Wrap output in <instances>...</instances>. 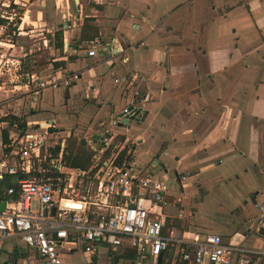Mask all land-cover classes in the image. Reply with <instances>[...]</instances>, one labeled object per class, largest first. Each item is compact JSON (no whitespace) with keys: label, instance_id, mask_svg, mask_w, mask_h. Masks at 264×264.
<instances>
[{"label":"crops","instance_id":"obj_1","mask_svg":"<svg viewBox=\"0 0 264 264\" xmlns=\"http://www.w3.org/2000/svg\"><path fill=\"white\" fill-rule=\"evenodd\" d=\"M17 1L25 7L24 22L29 11L33 30L61 28L55 33L56 44L55 34L49 36V45L43 43L47 58L40 60L48 67L55 62L60 65L49 73L42 69L39 77L79 73L77 81L58 88L66 90V97H70L69 87L73 96L83 91V99L77 102L87 111L84 122L88 118L91 125L82 142L91 150L88 139L94 126L107 120L118 100L125 102L126 85L115 79L130 81L137 74V84L149 89L150 100L142 121L145 130L133 135L137 139L133 138L131 152L139 165L153 168L169 184V200L174 202L165 208L166 224L185 238L197 231L216 233L226 243L260 247L264 236L259 233L258 210L254 207L256 221L244 216L249 210L245 193L228 185L233 192L218 206L221 213L212 214L202 224L194 213L203 202L188 193L194 186L204 192L215 180H238L241 170H251L258 181L264 177V0ZM95 39L101 41L102 49L89 57L85 45ZM108 56L109 64L104 65ZM46 89H37V97L42 99ZM53 120L58 135L68 138L70 132ZM24 122L31 124L28 119ZM158 141L170 145L171 152H162L170 159L164 161L162 153H150ZM148 142L142 152L152 158L136 156L137 144ZM182 174L181 189L177 175ZM252 201L263 203L264 196L260 200L253 196ZM180 208L193 212L195 222L188 219V228L174 225ZM78 250L84 264H132L135 258L125 246L106 244L99 245L94 256L66 246L62 256ZM1 251L12 254V262L18 258L17 264H40L34 251L15 241L5 242ZM260 260L264 257H255L251 264H262ZM161 261L188 264L170 251L162 253Z\"/></svg>","mask_w":264,"mask_h":264},{"label":"built area","instance_id":"obj_2","mask_svg":"<svg viewBox=\"0 0 264 264\" xmlns=\"http://www.w3.org/2000/svg\"><path fill=\"white\" fill-rule=\"evenodd\" d=\"M12 10L8 16L0 15L8 23L16 14ZM18 19L17 30L24 31V20ZM101 44L99 39L87 43V56H97ZM29 78L23 86L35 83L36 93L45 87H68L79 73L63 77L54 73L45 79L31 73ZM130 78L115 79L126 85L125 102L93 127L87 165L73 166L66 160L68 138L58 135L53 119L25 123L24 128L13 123L6 130L8 141L1 144L0 157V252L5 242L15 241L34 251L40 264H62L66 246L94 256L102 244L127 247L135 254L133 264H158L164 251L188 264H251L255 257H264V237L260 247L226 243L216 233L197 231L183 237L166 224L165 208L174 201L169 200L164 178L139 165L131 151L118 163L125 146L137 139L127 136V130L150 100L149 89L137 84L139 76L133 73ZM184 179L177 175L181 189ZM256 208L264 227V202L256 203ZM186 213L193 215L180 208L175 217L182 219Z\"/></svg>","mask_w":264,"mask_h":264},{"label":"rangeland","instance_id":"obj_3","mask_svg":"<svg viewBox=\"0 0 264 264\" xmlns=\"http://www.w3.org/2000/svg\"><path fill=\"white\" fill-rule=\"evenodd\" d=\"M12 7L15 9L14 11L16 13L14 16L12 15V22L8 23L7 19L0 16V19L3 20L0 24L5 25L3 28H0V149L1 143H3V135L6 130L11 128L12 123L24 122L27 119L30 123L38 120L51 121L55 119L57 125L63 127L65 132H70L66 141V160L71 163L74 159H78L80 163L87 165L90 163L92 152L81 139L85 135V129L91 124L87 122L88 118H86L87 123L84 122V115H86L87 111L77 102V100L83 99V91L73 96V90L69 87L70 97H66V90H64V88L56 89L47 87L46 91L43 92L42 99H40V96L37 97V94L33 93V90L36 89L35 83H29L27 88L23 86V84L30 79L31 73H35L39 76V72L42 69H45V73H49V71L53 69V66L48 67V65L40 61L41 59L47 58V56H45L46 49H44L43 43L45 40H48L50 35L58 33L61 28L55 25L50 27L51 32H46L43 29L33 30L30 25H35V23L31 24L32 22L28 20V11L25 15V22L22 25L24 31L20 30L18 32L17 25L21 22L18 16L23 17L25 7H22L21 4H14L12 0H0V15L8 16L13 11ZM13 23H15L16 26ZM54 38L56 39V44L58 38L56 34ZM46 43L48 44V42ZM9 44H12V46ZM46 67L48 68L46 69ZM77 84H79V82ZM115 104V108L117 109L120 108L123 103L118 100ZM108 111L110 112V109H108ZM121 130L122 129H120V131ZM144 130L145 122H132L126 135L133 136ZM148 144L149 142L147 144H140V146L137 144L135 149L136 156L146 160L151 159L152 157L150 154L142 152L147 148L146 146ZM133 145H126L124 151H131ZM163 151L171 152L170 145L166 141H158L153 144L150 153L160 154ZM160 157L161 159L163 158L164 161L170 159V155L164 156L163 153L162 155L160 154ZM153 161L156 165L160 166L156 159ZM225 163L227 164V161L224 163L222 162L220 165L224 166ZM169 169L172 170L171 174L175 176V171L173 170L174 166H170ZM250 171L251 170L239 171L238 180L235 178L230 180H215L207 184L204 192L202 189L200 190V188H195L194 186L188 195L192 196V198H195L196 195L199 198L198 201L203 202L200 211L194 213V217L196 216L202 224L203 220H207L212 214L221 213L218 206L225 202L228 196H231L233 191L228 190L227 186L233 185L236 188L232 187L231 189H237L245 193L244 199L248 201L249 210L244 216L250 217L252 221H256L257 210L256 212L254 210L256 203H253L252 198L255 196V200L256 197L260 200V198L264 196V177L262 175L258 181L257 176H254ZM177 172L179 173L178 170ZM201 193H204V196H201ZM190 218L192 221L193 215L191 217V214L186 213L182 219L174 220V222L176 221L174 225L177 223L178 227L188 228V219ZM168 224H170V220H168ZM1 254L0 264H3V262L11 264L12 254H8L7 256L3 251H1ZM62 260V264H84V259L79 250L75 252V254H64ZM260 261L263 264L264 260Z\"/></svg>","mask_w":264,"mask_h":264},{"label":"trees","instance_id":"obj_4","mask_svg":"<svg viewBox=\"0 0 264 264\" xmlns=\"http://www.w3.org/2000/svg\"><path fill=\"white\" fill-rule=\"evenodd\" d=\"M3 20L2 19H0V22H2ZM50 41H51V39H50ZM49 41V42H50ZM57 46H61V43H58V45ZM60 65V63H58V62H55V63H53V66L54 67H58ZM18 123V122H17ZM13 124V123H12ZM11 124V125H12ZM24 126H25V122H23V121H21V122H19L18 123V128H24ZM3 143H6L8 140H7V131L5 132V134L3 135ZM127 154V152H125V151H122V153H121V155L119 156V159H118V163H120L121 161H122V159H123V157L125 156ZM71 164L73 165V166H84V164L83 163H80L79 161H78V159H74L72 162H71Z\"/></svg>","mask_w":264,"mask_h":264},{"label":"water","instance_id":"obj_5","mask_svg":"<svg viewBox=\"0 0 264 264\" xmlns=\"http://www.w3.org/2000/svg\"><path fill=\"white\" fill-rule=\"evenodd\" d=\"M145 115H146V111L143 113V115H141V117H139V118L135 117L134 119H135V121L142 122L145 119ZM2 208H3V203L0 204V209H2ZM259 233L264 236V227L263 226H261ZM3 264H6V262ZM132 264H133V261H132ZM158 264H163L161 261V257L158 259Z\"/></svg>","mask_w":264,"mask_h":264},{"label":"flooded vegetation","instance_id":"obj_6","mask_svg":"<svg viewBox=\"0 0 264 264\" xmlns=\"http://www.w3.org/2000/svg\"><path fill=\"white\" fill-rule=\"evenodd\" d=\"M18 258H14L13 262L11 264H17Z\"/></svg>","mask_w":264,"mask_h":264},{"label":"bare ground","instance_id":"obj_7","mask_svg":"<svg viewBox=\"0 0 264 264\" xmlns=\"http://www.w3.org/2000/svg\"><path fill=\"white\" fill-rule=\"evenodd\" d=\"M78 205H79V204H74V206H76V207H77Z\"/></svg>","mask_w":264,"mask_h":264}]
</instances>
